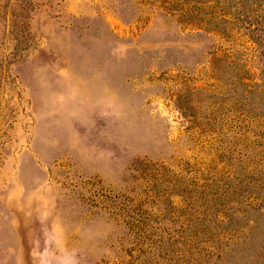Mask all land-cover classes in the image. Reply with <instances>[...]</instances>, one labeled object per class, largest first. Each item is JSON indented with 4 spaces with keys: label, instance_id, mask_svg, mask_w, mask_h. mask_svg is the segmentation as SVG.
Wrapping results in <instances>:
<instances>
[{
    "label": "rangeland",
    "instance_id": "obj_1",
    "mask_svg": "<svg viewBox=\"0 0 264 264\" xmlns=\"http://www.w3.org/2000/svg\"><path fill=\"white\" fill-rule=\"evenodd\" d=\"M0 264H264V0H0Z\"/></svg>",
    "mask_w": 264,
    "mask_h": 264
}]
</instances>
